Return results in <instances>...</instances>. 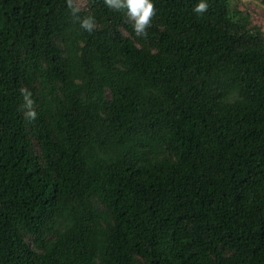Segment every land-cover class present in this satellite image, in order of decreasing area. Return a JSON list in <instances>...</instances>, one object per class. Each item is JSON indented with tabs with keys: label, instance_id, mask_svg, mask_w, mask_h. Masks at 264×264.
Returning <instances> with one entry per match:
<instances>
[{
	"label": "trees",
	"instance_id": "trees-1",
	"mask_svg": "<svg viewBox=\"0 0 264 264\" xmlns=\"http://www.w3.org/2000/svg\"><path fill=\"white\" fill-rule=\"evenodd\" d=\"M198 2L0 0V264H264V35Z\"/></svg>",
	"mask_w": 264,
	"mask_h": 264
},
{
	"label": "clouds",
	"instance_id": "clouds-1",
	"mask_svg": "<svg viewBox=\"0 0 264 264\" xmlns=\"http://www.w3.org/2000/svg\"><path fill=\"white\" fill-rule=\"evenodd\" d=\"M105 3L115 9H126L127 15L132 25L134 31L137 34H144L146 26L150 22V17L153 14V3L152 0H105ZM208 7L206 0H199L195 5L194 11L197 13L204 12ZM76 9H73L75 14ZM93 18L85 17L80 19L81 27L88 30L89 32L93 29ZM30 104V101H29ZM29 116H35V112L30 111Z\"/></svg>",
	"mask_w": 264,
	"mask_h": 264
},
{
	"label": "rangeland",
	"instance_id": "rangeland-1",
	"mask_svg": "<svg viewBox=\"0 0 264 264\" xmlns=\"http://www.w3.org/2000/svg\"><path fill=\"white\" fill-rule=\"evenodd\" d=\"M239 10L250 16L251 26H254L264 35V6L259 0H234ZM79 7L84 6V0H76Z\"/></svg>",
	"mask_w": 264,
	"mask_h": 264
}]
</instances>
